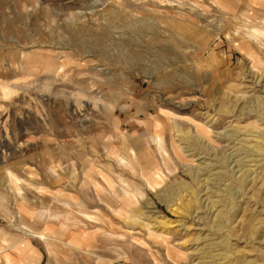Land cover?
<instances>
[{
  "label": "rangeland",
  "instance_id": "1",
  "mask_svg": "<svg viewBox=\"0 0 264 264\" xmlns=\"http://www.w3.org/2000/svg\"><path fill=\"white\" fill-rule=\"evenodd\" d=\"M0 264H264V0H0Z\"/></svg>",
  "mask_w": 264,
  "mask_h": 264
},
{
  "label": "bare ground",
  "instance_id": "2",
  "mask_svg": "<svg viewBox=\"0 0 264 264\" xmlns=\"http://www.w3.org/2000/svg\"><path fill=\"white\" fill-rule=\"evenodd\" d=\"M157 140H159V139H157ZM108 176H109V175H108ZM107 181H108V180H107ZM109 182H110V181H109ZM107 183H108V182H107ZM110 184H111V183H110ZM109 186H110V185H109ZM98 187H99V186H98ZM98 187H97V189H99ZM110 187H111V186H110Z\"/></svg>",
  "mask_w": 264,
  "mask_h": 264
}]
</instances>
